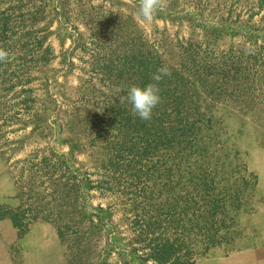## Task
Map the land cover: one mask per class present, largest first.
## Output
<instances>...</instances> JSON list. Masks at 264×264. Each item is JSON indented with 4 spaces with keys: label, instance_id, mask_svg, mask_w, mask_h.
<instances>
[{
    "label": "rangeland",
    "instance_id": "1",
    "mask_svg": "<svg viewBox=\"0 0 264 264\" xmlns=\"http://www.w3.org/2000/svg\"><path fill=\"white\" fill-rule=\"evenodd\" d=\"M138 7L0 0V264H159L177 237L188 264H264V0ZM162 66L163 162L126 171L120 97Z\"/></svg>",
    "mask_w": 264,
    "mask_h": 264
},
{
    "label": "trees",
    "instance_id": "2",
    "mask_svg": "<svg viewBox=\"0 0 264 264\" xmlns=\"http://www.w3.org/2000/svg\"><path fill=\"white\" fill-rule=\"evenodd\" d=\"M160 95L161 98L164 99L163 92ZM122 108L124 109L126 115L123 118V122L119 123H121L122 126L125 125L124 127L128 126L129 130L127 129V132L122 134L120 140L117 142V145H121L120 149H122L125 148L129 143V141H127L129 137L131 141L136 140V143L131 146L130 151L133 152L134 158H138L137 160L134 159L129 161V168L126 171L136 169L137 163L141 164L145 156L149 157L147 160L153 165L156 163H162L163 155H158V149L163 143L159 133H164L165 131L163 124V100H161V103L155 107V109L153 110L154 114H152V118L148 121L141 120L137 115L128 112L127 105L123 106ZM162 112L163 115L161 116ZM136 144H139L138 149ZM143 151H145V153H143ZM118 157L120 159H123L124 154H120V156ZM207 237L209 241H213L216 239L217 234ZM178 241H180L178 237L175 238L172 242L170 239L161 241L160 238H157L155 246L151 247L149 256L159 264H188L187 262H185L187 261V254H183L184 256L178 254L182 250L181 247H179L180 244H177Z\"/></svg>",
    "mask_w": 264,
    "mask_h": 264
},
{
    "label": "clouds",
    "instance_id": "3",
    "mask_svg": "<svg viewBox=\"0 0 264 264\" xmlns=\"http://www.w3.org/2000/svg\"><path fill=\"white\" fill-rule=\"evenodd\" d=\"M139 7L137 15L144 21L150 22L159 11H163L168 6V0H138ZM8 59V53L0 49V62ZM171 72L167 66H162L152 75L154 83L145 86L133 85L127 88V95L120 97V102L127 101L132 106V111L141 120L148 121L152 118L155 107L161 103V89L159 82L164 77L170 76ZM124 89H119V92Z\"/></svg>",
    "mask_w": 264,
    "mask_h": 264
}]
</instances>
